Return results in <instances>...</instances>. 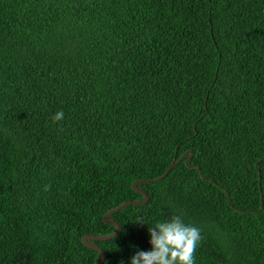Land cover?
Returning a JSON list of instances; mask_svg holds the SVG:
<instances>
[{"label": "trees", "instance_id": "1", "mask_svg": "<svg viewBox=\"0 0 264 264\" xmlns=\"http://www.w3.org/2000/svg\"><path fill=\"white\" fill-rule=\"evenodd\" d=\"M182 155L101 264L173 215L264 264V0H0V264L94 263Z\"/></svg>", "mask_w": 264, "mask_h": 264}, {"label": "clouds", "instance_id": "2", "mask_svg": "<svg viewBox=\"0 0 264 264\" xmlns=\"http://www.w3.org/2000/svg\"><path fill=\"white\" fill-rule=\"evenodd\" d=\"M64 115V111L59 110L53 114L52 119L60 121ZM147 231L150 249H138L128 258L127 264H197L194 254L202 240L199 227L186 223L180 215H173L149 225ZM121 264L125 262L121 261Z\"/></svg>", "mask_w": 264, "mask_h": 264}, {"label": "water", "instance_id": "3", "mask_svg": "<svg viewBox=\"0 0 264 264\" xmlns=\"http://www.w3.org/2000/svg\"><path fill=\"white\" fill-rule=\"evenodd\" d=\"M191 155H192V151L190 150V156H188L186 158L185 162H187V160L189 159V157H191ZM182 157H183V155L181 157H179L178 159L173 160L162 175H160V176H158V177H156L154 179L137 180V181H134L132 183V187L134 189H136L137 191H139L140 193H142V195L144 196V200H129V201L122 202L121 204H119L116 207L110 209L109 211H107L104 214L103 221L106 222V223H109L111 225H114L117 228L115 232L110 233V234H107V235H92V234H90V235H84V236H82V242H83V244L86 245V246H88V247H91V248L97 250L99 252V254H100L99 259L97 261H95L94 263H92V264H101L103 262V260H104L105 253H104V251H103L102 248H100L95 243H92L90 240L91 239L92 240H106V239H110V238H112V237H114V236H116V235H118L120 233V230H121L120 225L116 221L110 219V215L113 214L114 212L118 211L120 208L128 205V204H141V203H145L147 201V199H148V196H147L146 192L143 189H141V188H139L137 186V184L139 182H141V181H146V182L159 181L160 179H162L171 170V168L174 165L177 164V162ZM209 180L212 181V182H214L212 179H209Z\"/></svg>", "mask_w": 264, "mask_h": 264}]
</instances>
